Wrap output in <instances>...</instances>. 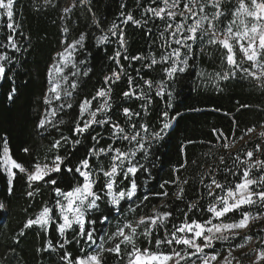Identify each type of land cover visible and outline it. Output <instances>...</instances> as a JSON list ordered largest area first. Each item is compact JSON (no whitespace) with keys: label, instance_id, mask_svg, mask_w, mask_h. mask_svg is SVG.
Listing matches in <instances>:
<instances>
[{"label":"snow or ice","instance_id":"snow-or-ice-1","mask_svg":"<svg viewBox=\"0 0 264 264\" xmlns=\"http://www.w3.org/2000/svg\"><path fill=\"white\" fill-rule=\"evenodd\" d=\"M18 3L0 0V81L13 79L8 74L18 65L16 54L26 51L23 42L30 39L16 19ZM135 3L138 16L120 3L110 24L97 16L94 0H73L62 9L63 46L47 69L35 123L37 135L47 140L44 155L25 147L29 159L21 161L13 156L7 135L0 136V174L7 177V191L14 192V181L22 176L24 195L38 203L13 243L36 229L42 236L36 252L47 255L50 264H243L234 252L255 241L258 246L243 255H254L251 264H262L264 227L254 228L264 221V121L258 133L257 125L240 129L235 117L239 135L213 127V139L199 141L206 150L191 159L188 148L197 141L186 140L177 145L176 162L159 190L141 189L155 180L157 157L164 155L160 148L175 131L179 113L169 109L175 86L185 78L195 74L217 91H223L222 82L250 83L264 95V0ZM32 7L59 5L33 0ZM76 8L90 22L72 38L68 25ZM128 25L147 40V48L136 54L128 52ZM90 37L97 47L115 48L108 57L113 67L89 96L81 82L92 72L86 67ZM205 57L211 71L194 72L197 59L203 63ZM122 81L121 103L114 105V90ZM16 94L13 86L7 99ZM250 107L242 104L237 111ZM253 133L257 140H245ZM240 141L244 145L233 153ZM217 145L226 154L217 155ZM190 165L197 168L195 175L184 176ZM189 188L193 199L186 198ZM5 208L0 202V210ZM225 243L228 247L217 251ZM73 246L75 255L69 250Z\"/></svg>","mask_w":264,"mask_h":264},{"label":"trees","instance_id":"trees-1","mask_svg":"<svg viewBox=\"0 0 264 264\" xmlns=\"http://www.w3.org/2000/svg\"><path fill=\"white\" fill-rule=\"evenodd\" d=\"M69 1L71 0H56L59 7H49L40 11L33 9V0H19L17 5L16 19L21 22V30L30 39L23 42L26 51L16 54L19 58L18 65H14V72L8 74L13 79L0 81V136L7 135L13 156L21 161L29 159L22 151L25 147L30 148L35 155H44L42 145L47 144V140H42L37 135L35 123L38 111L42 108L40 97L47 87V69L52 62V57L63 46L61 41L64 38L62 34L64 21L60 19V16L62 9ZM120 3L127 4V10L138 16L135 0H94L97 16L106 19L110 24L118 17ZM86 22H90L87 14L80 8L73 9L72 23L68 25L72 29L70 36L75 38L79 31L87 30L84 28ZM125 31L129 54H136L147 48V40L140 29L128 25ZM93 35L98 36L100 33L94 32ZM86 47L90 53L86 67L92 68V72L88 77L83 78L81 88L83 94L90 96L102 84L104 75L108 74L113 67L108 57L113 54L115 45L97 47L95 40L90 37L86 41ZM124 63L127 65V61ZM196 63L198 68L194 69V72L201 69L211 71L207 57L204 58L203 63L200 59H197ZM134 66L139 67L138 64ZM198 84H200L199 87ZM13 86L17 88V94L9 100L7 93ZM122 87H124L123 81L115 87L114 105L121 103L119 92ZM221 87L223 91H217L206 81L200 83L195 74L175 86L173 107L169 109L172 115L179 113L174 122L175 131L168 140L167 146L160 148V152L164 155L157 157L155 180L150 185L145 184L142 191L147 192L149 188L158 191V184L162 180L169 179L171 167L177 159V145L186 140L197 141L188 148L189 159H191L194 155L199 156L206 150L199 141L212 140L213 127L222 129L226 133L236 131L239 135V131L233 128V117L239 122L240 129L257 125L256 130H261L258 125L264 121V111H261L264 109V95L250 83L228 81L222 82ZM242 104H248L251 107L237 111ZM159 107H164L162 101L159 102ZM65 134H68L67 131ZM257 139L256 136L245 137V140ZM243 145L244 141L238 142L232 152L235 153ZM216 148L219 149L217 155L226 154L220 145ZM196 171L197 168L190 165L183 175L192 177ZM167 190L171 192L173 189L169 187ZM25 191L26 184L22 176L14 181V192L9 193L7 177L0 174V202L6 205L5 209L0 210V226H2L0 227V255L4 257L0 260V264H8V261H11V264H50L47 255L36 252V249L42 245V236L37 234L36 229L26 230V234L20 237V243L18 245L13 243V236L22 227L26 216L31 215L34 209L38 210V203L29 201L24 195ZM47 196L48 193L45 190L43 198ZM186 198H194L190 188ZM158 202L160 201L153 200V203ZM30 204L31 208H29ZM180 207L184 205L181 204ZM26 208L29 209L28 213L24 211ZM141 246L144 245L141 244ZM13 248L14 252L9 250ZM69 250L73 251L74 255L78 252L75 246ZM110 264L114 262L110 261Z\"/></svg>","mask_w":264,"mask_h":264},{"label":"rangeland","instance_id":"rangeland-1","mask_svg":"<svg viewBox=\"0 0 264 264\" xmlns=\"http://www.w3.org/2000/svg\"><path fill=\"white\" fill-rule=\"evenodd\" d=\"M73 1H69L66 5V7L68 5H70ZM62 48V47H61ZM52 63V62H51ZM50 63V64H51ZM261 131V130H260ZM259 131H257L258 133ZM257 137L256 133H253L251 136H248L249 138H252V137ZM260 227H264V221H261L259 225H256L254 230L260 228ZM245 234H252V233H241V235H245ZM258 245L256 244L255 241H253L252 243L248 244V246L244 249H241V250H237L236 252H234V255L237 256L242 262L243 264H251V261H253L255 259V256L254 255H250V256H245L243 255V253H247L249 252L251 249L253 248H256ZM228 247V244L225 243V244H222V245H218L217 246V251H223V249L227 248ZM264 263V262H262Z\"/></svg>","mask_w":264,"mask_h":264},{"label":"bare ground","instance_id":"bare-ground-1","mask_svg":"<svg viewBox=\"0 0 264 264\" xmlns=\"http://www.w3.org/2000/svg\"><path fill=\"white\" fill-rule=\"evenodd\" d=\"M259 130V129H258ZM258 130H256V131H258Z\"/></svg>","mask_w":264,"mask_h":264}]
</instances>
